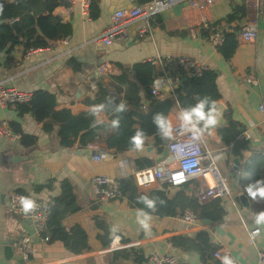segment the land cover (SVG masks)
Returning a JSON list of instances; mask_svg holds the SVG:
<instances>
[{"label": "crops", "instance_id": "crops-1", "mask_svg": "<svg viewBox=\"0 0 264 264\" xmlns=\"http://www.w3.org/2000/svg\"><path fill=\"white\" fill-rule=\"evenodd\" d=\"M217 4H222L225 10V14L219 18L208 15H212L210 7L193 12L184 9L183 5H176L151 19V36L148 33L144 36L138 34L142 25L139 21L130 27L128 37L120 38L110 45L95 41V38L110 23L111 16L117 9L138 5V0H101V16L96 20L83 15L79 3H72L69 7H57L54 13L60 15L64 22L72 24V34L63 40L51 41L48 46L35 49L31 53L24 54L23 48L17 46L13 56L19 64L14 68L5 67L6 54L0 51V82L4 81L32 92L37 89L48 90L57 95L59 109L69 108L75 114L97 112L96 119L100 122L107 120L109 114L105 110L95 108L89 100L97 93L99 81L106 87L107 96L119 99L120 102L123 100L125 87L111 78V74L119 71L117 63L132 65L140 61H150L158 55L171 54L189 56L207 65L218 73L217 85L221 98L216 109V126L208 127L205 134L209 146L217 153L219 165L229 179L232 192L237 197L235 201L240 213L232 200L223 198L226 215L222 222L199 219L196 224L187 225L179 221L177 216L145 213L125 196L97 200L91 184L96 174L114 178L130 176L133 170L151 167L138 168L136 158H151L156 165L170 157L168 147L163 153H157L153 139L150 138L135 150L117 154L110 152V158L95 162L92 158L96 152L95 148L80 147L77 138L71 146L59 148L55 145L54 135L46 133L33 115L27 113L20 116L14 104L8 107L0 106V123L17 121L26 133L38 136L36 146L26 148L20 144L19 139L11 140L0 135V264H20L15 259L5 257L4 241L12 242L16 237L34 232L32 220H21L10 210V194L18 190L52 199L61 192L60 181L65 178L71 180L77 201L82 208L68 215L63 223L67 227L80 224L88 234L90 249L76 255L67 250L61 241L49 243L34 239L35 252L28 261L24 260V264H115V261L120 264H149L147 257L155 250L171 253L177 256L179 262L187 264H225L219 259L220 262L203 263L197 252L184 251L172 246L169 241L172 236L194 235L202 229L209 232L212 242L220 247H229L238 263H258V251H264V224L256 222L251 208L249 212H244L237 196L241 190V181L252 179L253 174L245 171L244 162L240 159L237 174L240 182L233 180L231 167L233 159L237 156L232 154L231 147L221 140L218 126L228 123L225 112L231 109L232 118L244 127L243 133L247 131L249 134V137H244L243 133L240 136L250 146L240 150L243 156L250 157L254 153L264 155V110L260 108L264 105V17L259 23L257 41L246 43L238 40L235 54L230 60H226L219 50L209 44L201 29V21L206 18L214 23L220 22L223 29H226L228 25L225 18L232 14L236 15L237 19L230 25L239 26L240 29L244 19V7L242 0H217L211 7ZM70 59L81 65L80 70H75L69 64ZM104 62L111 65L109 74L96 73L97 66ZM157 66L162 71L161 67ZM175 66H168V75L176 84L179 73ZM248 77H253L256 82H248ZM172 92L166 84L157 96L164 100L163 106L168 109L169 128L166 133L169 139L172 127L179 117L178 106L170 101ZM220 106L223 122L219 121ZM96 145L104 147L100 143ZM149 146L152 151L148 150ZM50 179L54 180L52 190H35L37 185ZM203 184L202 179L194 178L178 188L185 189L189 194H197L198 188ZM160 186L155 183L148 187H138L146 191ZM97 220L109 224L111 243L116 235H120L129 245L128 249H139L147 260L138 259L136 255L125 259V253L119 254L110 249L111 243L109 246L103 245L98 238V234L103 233V230L97 225ZM253 228L260 229L256 243H253L248 232Z\"/></svg>", "mask_w": 264, "mask_h": 264}, {"label": "trees", "instance_id": "trees-1", "mask_svg": "<svg viewBox=\"0 0 264 264\" xmlns=\"http://www.w3.org/2000/svg\"><path fill=\"white\" fill-rule=\"evenodd\" d=\"M101 0H91L90 18L98 19L101 16ZM150 0H138V4H144ZM71 0H0V51L6 54L5 67L14 68L19 62L13 56L17 46L23 48L26 54L30 49L44 48L51 41L63 40L73 32L70 22H64L60 15L55 14L57 7H69ZM237 19L236 15L229 14L225 21V40L219 46V52L226 60H230L235 54L239 41L237 31L239 26L230 25ZM220 24V22H216ZM207 36V33L203 31ZM69 64L80 70L81 65L74 59ZM119 71L111 74V78L117 84L125 87L123 100L108 99L104 84L99 81L97 93L90 98L89 103L98 110L108 112V119L98 122L97 112H85L75 114L69 108H58V98L55 93L45 89L33 91L28 102L15 103L13 106L20 116L31 114L42 125L46 133L53 134L59 148H67L78 139L80 147H87L93 143L102 144L113 154L135 150L137 146L131 138L138 131L143 132L144 142L153 139V145L157 153H163L170 141L165 129L156 123L159 116L166 125L168 109L164 107V100L152 93L154 79L162 74L160 68L151 61H140L132 65L117 63ZM169 68V67H168ZM179 73L176 87L170 96L174 105L182 108L184 112L191 111L201 101H206L205 112L216 101V109L221 93L217 85L218 73L214 69H205L200 75H187L179 66H175ZM172 75V73H171ZM175 77L174 75H172ZM123 110H118L121 105ZM225 117L228 123L218 126V133L223 142L231 147V153L238 156L244 162L246 172L253 174L250 180L241 181V190L251 201V212L254 219L264 212V198L257 195L252 197L248 191L255 192L258 187L264 186V155L254 153L250 157H244L242 148H250L248 142L240 138L244 127L232 118V110L227 109ZM193 120L204 131L209 128L204 121ZM118 124H114L117 122ZM12 130L19 135V142L23 147L36 146L38 136L26 133L21 123L9 122ZM138 168L152 166L155 161L147 157L135 159ZM191 181V180H190ZM260 183H257V182ZM188 183V182H187ZM186 183V184H187ZM54 180L50 179L44 184L36 186L37 192L44 188L52 190ZM185 185V184H184ZM61 192L54 196L51 213L47 222V228L42 232L48 237V242H63L71 253L79 255L90 249L88 234L80 224L70 227L64 225L63 220L71 214L81 210L77 201L73 184L70 179L60 181ZM123 196L127 197L135 206L148 214L158 216H177L186 210H192L197 218L209 219L214 223L223 221L226 210L223 206V198H215L207 202H200L197 194H189L185 189H179L174 195L167 194L168 184L142 191L137 186L132 175L121 179ZM151 202V206H149ZM97 225L103 230L98 234L102 244L109 246L111 243L109 224L106 221L97 220ZM171 245L184 251L197 252L203 263L220 262L214 258L215 251L220 247L212 242L207 230L202 229L194 235L178 234L169 238ZM119 254L125 253V259L136 255L138 259L147 260L139 249L131 247L116 250ZM115 264H120L117 261ZM178 264H187L179 262Z\"/></svg>", "mask_w": 264, "mask_h": 264}, {"label": "built area", "instance_id": "built-area-1", "mask_svg": "<svg viewBox=\"0 0 264 264\" xmlns=\"http://www.w3.org/2000/svg\"><path fill=\"white\" fill-rule=\"evenodd\" d=\"M72 3H79L80 11L83 15L90 16L91 0H71ZM217 0H150L144 4H138L130 8L117 9L111 16L110 23L95 38V41L110 45L116 40L128 37L131 26L141 21L142 25L138 29V34L144 36L147 33L152 35L151 19L156 15L162 14L176 5H183L184 9L190 11H203L211 7ZM244 7L243 24L237 31L238 40L252 43L259 37V23L264 17V0H242ZM202 31L207 33L209 44L216 50L225 40L224 29L221 24L211 22L206 18L201 21ZM35 49L28 50L31 53ZM153 64L159 65L163 71L153 82L152 93L155 96L160 95V91L168 84L174 91L175 81L168 75V66L176 65L181 67L187 75H200L207 65L185 55H158L150 60ZM111 65L104 62L97 66V71L101 75L109 74ZM248 82H256L253 77L247 78ZM32 91L19 88L15 85L0 82V106L8 107L15 103L28 102L32 97ZM108 99L114 98L107 96ZM179 108V117L172 127L168 150L170 157L159 161L156 165L142 169L133 170L134 177L138 186L148 187L155 183L168 184L171 187H181L194 178H200L204 184L198 188L197 196L199 201L204 203L215 198H229L236 204V195L232 192L229 179L224 175L217 158L216 151L211 148L207 142L205 131L192 120L186 122L183 120L185 113ZM264 110V105H261ZM244 137H249L248 132H244ZM0 135L8 139H18L19 135L15 133L9 124L0 123ZM97 143L90 144L96 149L93 155L95 162H100L110 158L111 153L105 147H99ZM122 178H114L104 174H96L92 178V186L95 189V198L99 199H117L123 197ZM20 197H29L35 201L36 207L29 213L22 211ZM53 199H44L36 194L26 191H13L9 198V208L14 215L21 220L30 219L34 223V232L23 235L15 244V252L22 255L25 261L34 254V239L48 242V237L43 236L42 232L47 228V222L51 213ZM239 210V207L237 206ZM240 213V210H239ZM177 218L182 223L194 225L199 218L192 210H186ZM253 243L260 234L259 228L248 230ZM129 245L123 237L116 235L111 243L110 249L113 251L126 249ZM214 257L225 263V259L238 263L229 247L222 246L218 248ZM149 264H178L177 256L163 253L161 251H152L148 256ZM264 264V251H258V263Z\"/></svg>", "mask_w": 264, "mask_h": 264}, {"label": "clouds", "instance_id": "clouds-1", "mask_svg": "<svg viewBox=\"0 0 264 264\" xmlns=\"http://www.w3.org/2000/svg\"><path fill=\"white\" fill-rule=\"evenodd\" d=\"M216 103H217L216 101H213L212 107H210L208 112L206 113L204 110L206 101H201L200 103L197 104L195 108L191 109V111L185 112L183 114V120L186 122H191L193 118H195L197 121H201V120L204 121L206 126L215 124L216 123V107H215ZM123 109H124V105L122 104L118 110H123ZM156 123L159 124L160 127L162 129H165L166 131L169 128V126L166 125L159 116H157L156 118ZM114 124H118V121L114 122ZM131 140H132V143H134L137 147L142 146L144 142L143 132L138 131L137 134L131 138ZM257 183H260V182L258 181ZM248 191L253 198L256 197L257 195L264 198V186L258 187L255 192L251 191V188H249ZM20 204L22 207V211L25 214L31 212L36 207L35 201L29 197H20ZM149 206H151V202H149ZM256 222L258 224H264V212H261L257 216ZM225 264H232V262L225 259Z\"/></svg>", "mask_w": 264, "mask_h": 264}, {"label": "water", "instance_id": "water-1", "mask_svg": "<svg viewBox=\"0 0 264 264\" xmlns=\"http://www.w3.org/2000/svg\"><path fill=\"white\" fill-rule=\"evenodd\" d=\"M96 73H98V71H96ZM174 87H176V84H174ZM218 114H219V121L223 122L222 106H220L218 108ZM204 125H205V122H204ZM215 126H216V124L208 125L207 127L213 128ZM148 150L152 151L153 149H152V147L149 146ZM160 156H162V155H160ZM240 164H241L240 158L238 156L235 157L233 159V165L231 167V171H232V175H233V180H235L237 183L240 182V180L237 179V174H238ZM178 190H179L178 187L169 186L167 188V194L168 195H174ZM237 196H238L239 202L241 203V205L244 209V212H249V210L251 208V201L249 200V198L242 191H240ZM21 237H18V238L16 237V239H14L12 242H11V240L4 241V243H3L4 244V255L7 259L12 258V259L17 260L20 264H24L25 261H24L22 255L19 253H16L14 250V247H13V244L16 243ZM168 254H171V253H168Z\"/></svg>", "mask_w": 264, "mask_h": 264}, {"label": "rangeland", "instance_id": "rangeland-1", "mask_svg": "<svg viewBox=\"0 0 264 264\" xmlns=\"http://www.w3.org/2000/svg\"><path fill=\"white\" fill-rule=\"evenodd\" d=\"M209 10L212 12V15L211 14H208V15L213 16L214 18H219L225 14V10L223 9L222 4H220V5L217 4L215 7H210ZM194 15L197 16L198 13H195ZM229 185H230V183H229Z\"/></svg>", "mask_w": 264, "mask_h": 264}]
</instances>
